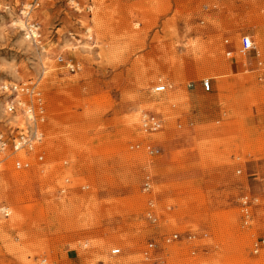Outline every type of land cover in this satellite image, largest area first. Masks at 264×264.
<instances>
[{"label": "rangeland", "instance_id": "obj_1", "mask_svg": "<svg viewBox=\"0 0 264 264\" xmlns=\"http://www.w3.org/2000/svg\"><path fill=\"white\" fill-rule=\"evenodd\" d=\"M31 1L0 0V131L22 126L1 86L41 79L45 158L0 153V264H156L150 242L168 264H264V0H44L39 44ZM144 114L164 127L144 132Z\"/></svg>", "mask_w": 264, "mask_h": 264}, {"label": "built area", "instance_id": "obj_2", "mask_svg": "<svg viewBox=\"0 0 264 264\" xmlns=\"http://www.w3.org/2000/svg\"><path fill=\"white\" fill-rule=\"evenodd\" d=\"M44 0H32L23 6L21 15L24 17L22 23L24 24V32L26 38L35 44L41 43L42 34L41 26L31 19L33 10L39 8L41 2ZM74 3V0H69ZM225 44H229V40H225ZM256 49L254 41L248 35L241 38L240 51L247 53ZM257 51V50H256ZM233 51H227V56H232ZM259 56V52H257ZM59 64L66 67L72 72H77L80 69L79 63L73 59H65L60 56L57 58ZM167 82H161L155 87L153 91L157 94H163L170 88ZM202 87L205 91L213 89V84L210 78L202 80ZM1 94L4 98V110L6 114L11 117H22V120H16L22 123V126L10 125L6 131H0V153L10 151L13 155L21 154L14 159V167L18 170L29 169L33 166L34 161L41 162L45 158V150L43 148L46 138V126L48 123V107L45 96L41 88V79H30L28 81H10L1 86ZM165 120L156 114H144L141 118V128L146 133L157 132L164 127ZM140 147V145H138ZM145 151L151 155L156 156L160 150L153 147L149 142L144 144ZM240 174L241 170H237ZM145 191H151L152 181L147 180L144 185ZM247 197L244 204H247ZM9 208L1 207L0 213L5 216L9 215ZM179 233H173L165 237V244L175 242L179 238ZM196 235L189 234L188 240L193 241ZM156 248L155 242L147 244L144 250L146 259H152L156 264H168L164 257H153V251ZM264 249V237L253 242L252 251L254 254H259ZM121 254L120 248L111 250L112 256H119Z\"/></svg>", "mask_w": 264, "mask_h": 264}]
</instances>
